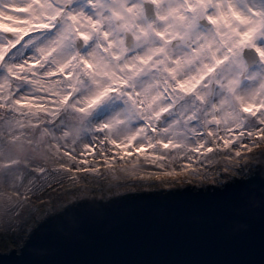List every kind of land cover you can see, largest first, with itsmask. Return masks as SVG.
<instances>
[{
	"label": "snow or ice",
	"instance_id": "obj_1",
	"mask_svg": "<svg viewBox=\"0 0 264 264\" xmlns=\"http://www.w3.org/2000/svg\"><path fill=\"white\" fill-rule=\"evenodd\" d=\"M256 149L264 0H0V182L12 203L47 207L54 185L71 196L117 173L226 188Z\"/></svg>",
	"mask_w": 264,
	"mask_h": 264
},
{
	"label": "water",
	"instance_id": "obj_2",
	"mask_svg": "<svg viewBox=\"0 0 264 264\" xmlns=\"http://www.w3.org/2000/svg\"><path fill=\"white\" fill-rule=\"evenodd\" d=\"M79 201L44 216L19 250L0 252V264H264V165L226 188Z\"/></svg>",
	"mask_w": 264,
	"mask_h": 264
},
{
	"label": "rangeland",
	"instance_id": "obj_3",
	"mask_svg": "<svg viewBox=\"0 0 264 264\" xmlns=\"http://www.w3.org/2000/svg\"><path fill=\"white\" fill-rule=\"evenodd\" d=\"M261 150L256 149L249 155L253 157L248 162L245 168V173L239 178H244L250 175L255 167L264 165V155L260 154ZM102 171H104L102 169ZM171 179V178H167ZM176 179H184L177 177ZM190 187H209L210 184L198 185L195 182L189 184H172L162 185L154 180L137 181L125 173H117L116 175H107L106 178L99 182H93L87 187L90 189L84 193H73V195H61L58 186L54 185L57 190L44 194V200L48 202L47 207H43L40 200L36 196L31 197V203L23 206L17 205L9 201L5 196L6 185L0 182V252L8 253L10 249L19 250L26 239V236L31 229H33L39 221L52 212L58 211L62 208L65 202H73L74 199L82 198H110L126 192H144L155 189L180 188L183 186ZM67 187V185H65ZM11 191V189H8ZM49 196L51 199H49Z\"/></svg>",
	"mask_w": 264,
	"mask_h": 264
}]
</instances>
